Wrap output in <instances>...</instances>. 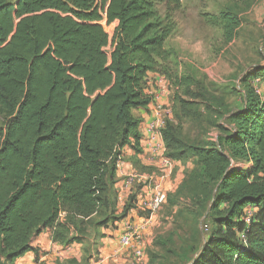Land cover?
Instances as JSON below:
<instances>
[{"label": "trees", "instance_id": "obj_1", "mask_svg": "<svg viewBox=\"0 0 264 264\" xmlns=\"http://www.w3.org/2000/svg\"><path fill=\"white\" fill-rule=\"evenodd\" d=\"M160 2L0 0V264L38 258L33 243L45 230L54 244H82L96 216L108 227L132 208L114 217L113 188L124 148L140 144L135 111L152 101L147 80L171 72V4H181L169 0L162 14ZM220 18L232 41L233 18ZM104 20L118 22L112 39ZM259 78L264 68L244 79L245 105L229 115L234 131L219 137L223 149L189 145L170 125L163 132L169 157L199 158L186 195L199 206L214 199L192 264H264V99L250 84ZM246 209L255 210L249 222Z\"/></svg>", "mask_w": 264, "mask_h": 264}, {"label": "rangeland", "instance_id": "obj_2", "mask_svg": "<svg viewBox=\"0 0 264 264\" xmlns=\"http://www.w3.org/2000/svg\"><path fill=\"white\" fill-rule=\"evenodd\" d=\"M168 1L164 0L158 6L162 14L166 12ZM180 4L177 9L175 3L171 4L177 28L166 41V49L171 55V72L167 76L151 75L148 78L147 94L152 101L147 108L135 111L141 121V139L137 150L129 148L138 156L142 152V142L148 141L151 124L158 122L162 125V136L170 125L189 145L223 149L219 137L222 133L234 131L228 117L241 111L245 105L247 88L244 79L264 68V0H180ZM224 14L233 18L228 24L234 32L232 41L225 36L227 22L220 18ZM99 24L112 39L118 22L109 26L104 20ZM106 51L111 52V48ZM187 79L192 82L190 86L185 82ZM262 81L263 78H259L250 84L264 99ZM216 102L225 104L226 118L218 116ZM3 122L4 117L0 116V126ZM132 161L140 177L152 172L136 156ZM198 162L199 158L189 151L169 179L157 175L160 189L167 192V200L156 212L149 209L152 195L156 193L154 183L146 182L145 185L135 179L128 187V179L122 178L123 183L119 184L117 178L113 188L114 217H121L125 214V207L131 205L127 215L108 227L100 226L103 216H96L83 243H75L68 246L70 248L54 245L44 238L43 244H38L44 247L36 248L39 254L35 262L132 264L135 261L133 248L122 244L128 225L135 223L143 230L138 243L136 238L134 240L136 247H140L139 244L145 247L142 264H192L191 259L197 254L190 253V250L193 246L200 250L201 241L212 228L211 207L214 202V199H207L199 206L182 189ZM238 168L249 171L252 166L241 162ZM121 189L126 199L124 206L119 201ZM245 213V219H251L255 210L246 209ZM144 226H147L145 231ZM186 254L189 256L185 258Z\"/></svg>", "mask_w": 264, "mask_h": 264}, {"label": "built area", "instance_id": "obj_3", "mask_svg": "<svg viewBox=\"0 0 264 264\" xmlns=\"http://www.w3.org/2000/svg\"><path fill=\"white\" fill-rule=\"evenodd\" d=\"M139 157L144 162L145 166L152 169V172L149 175H142L143 177H140V175H137V172L133 167H130L125 171L121 167V159L118 163V176L120 179H128V187H130L135 179H138L140 183L142 182L145 185L146 182L154 183V190H156V193L152 195V201L150 202L149 209L152 210V212H156V210L159 209L167 200V192L160 189V184L157 181V175H160L163 179H169L174 168H176L179 163L168 156L166 143L164 137L162 136V125H160V122L151 124L148 141L147 143L142 142V152H140ZM144 188H147V186ZM123 196L124 191L121 192L119 198V201L123 203L124 206L126 199ZM246 221L249 222L250 219H246ZM147 226L149 228V223H147ZM147 226H144V231ZM127 229L128 232L123 237L122 245L124 247L133 248L135 261H133L132 264H142L143 258L145 257V247L142 244H139L140 247H136L134 240L135 238L136 242L140 240V233L143 230L135 223L133 225L129 224ZM92 264H101V262Z\"/></svg>", "mask_w": 264, "mask_h": 264}, {"label": "crops", "instance_id": "obj_4", "mask_svg": "<svg viewBox=\"0 0 264 264\" xmlns=\"http://www.w3.org/2000/svg\"><path fill=\"white\" fill-rule=\"evenodd\" d=\"M133 156H136L138 158V160L144 164V162L140 159V157L138 155H136L134 153V151L129 148V147H125L124 150H123V158H122V162H121V167L126 171L128 170L130 167H133V164H132V158ZM118 178L120 179V177L118 176ZM119 184L120 183H123L121 181V179L118 181ZM121 191H123V189H121ZM50 233H48V230H45L42 234H40L38 236V238L35 240V242L33 243V246L35 248H42L44 247V245H38V244H43V240L47 239L48 242L50 240V243H51V239L49 237ZM45 238V239H44ZM54 244V243H53ZM49 245V244H48ZM54 245H57V244H54ZM55 248V247H54ZM40 252V251H39ZM36 260V256L34 253H28L27 255H25L24 257L18 259L17 261L11 263V264H37V262H35ZM27 260L26 263H23Z\"/></svg>", "mask_w": 264, "mask_h": 264}]
</instances>
